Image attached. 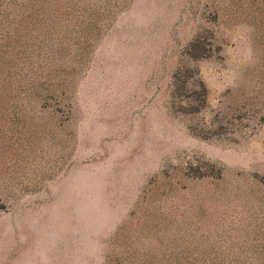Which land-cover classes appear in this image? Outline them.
<instances>
[{"label": "rangeland", "instance_id": "374dc122", "mask_svg": "<svg viewBox=\"0 0 264 264\" xmlns=\"http://www.w3.org/2000/svg\"><path fill=\"white\" fill-rule=\"evenodd\" d=\"M51 9L0 74V264L264 262V0Z\"/></svg>", "mask_w": 264, "mask_h": 264}, {"label": "trees", "instance_id": "16d2710c", "mask_svg": "<svg viewBox=\"0 0 264 264\" xmlns=\"http://www.w3.org/2000/svg\"><path fill=\"white\" fill-rule=\"evenodd\" d=\"M61 1L65 2V0H0V23L2 25L0 29V40L3 41L0 43V74L5 72V66L13 64L15 65L17 75H19L18 78L21 77L19 82L24 80L23 70L22 68L21 70L19 69V64L22 62V53L25 49L21 47L20 44L28 28L22 26L23 20L32 21L34 19L37 21L36 17L41 14H46L44 18H49L48 20L53 19L54 16L58 15H55V11L51 8L60 4ZM78 1L85 2L86 0ZM68 14L69 13H64V15ZM36 30L37 27L34 26L32 35H35ZM29 47H34V43H28L27 48ZM31 88H34L33 84H29L25 87L20 84V93H25ZM0 89L5 91L6 88L2 86ZM2 208L3 207L0 205V211ZM210 264L233 263L221 261L211 262ZM257 264H264V262H259Z\"/></svg>", "mask_w": 264, "mask_h": 264}]
</instances>
